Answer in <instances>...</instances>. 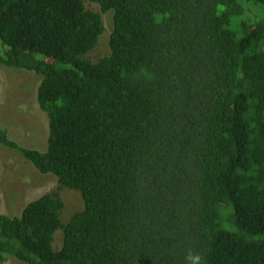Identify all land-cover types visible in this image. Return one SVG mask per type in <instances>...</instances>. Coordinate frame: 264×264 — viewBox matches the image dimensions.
Listing matches in <instances>:
<instances>
[{
    "label": "trees",
    "instance_id": "obj_1",
    "mask_svg": "<svg viewBox=\"0 0 264 264\" xmlns=\"http://www.w3.org/2000/svg\"><path fill=\"white\" fill-rule=\"evenodd\" d=\"M0 0V65L41 75L47 148L0 129L59 190L0 210V261L264 264V0ZM63 241L53 247L56 230Z\"/></svg>",
    "mask_w": 264,
    "mask_h": 264
},
{
    "label": "rangeland",
    "instance_id": "obj_2",
    "mask_svg": "<svg viewBox=\"0 0 264 264\" xmlns=\"http://www.w3.org/2000/svg\"><path fill=\"white\" fill-rule=\"evenodd\" d=\"M88 9L99 11L105 24V31L98 43L88 52L92 60H97L110 52L109 34L112 14L102 12L97 3L84 0ZM41 75L32 71L0 65V129H5L11 139L27 148L44 151L47 148L48 117L37 100V87ZM59 190L64 201L61 213L67 222L75 212L82 210L81 192L61 186L53 174L40 173L18 151L0 145V210L10 216L20 214L29 201L43 193ZM63 241L62 230H56L53 247L58 249ZM0 264H26L6 254Z\"/></svg>",
    "mask_w": 264,
    "mask_h": 264
},
{
    "label": "clouds",
    "instance_id": "obj_3",
    "mask_svg": "<svg viewBox=\"0 0 264 264\" xmlns=\"http://www.w3.org/2000/svg\"><path fill=\"white\" fill-rule=\"evenodd\" d=\"M187 264H203V258L199 253L189 251L185 257Z\"/></svg>",
    "mask_w": 264,
    "mask_h": 264
}]
</instances>
